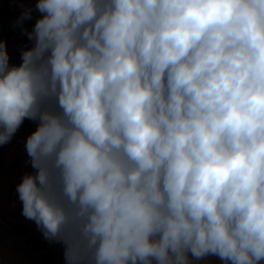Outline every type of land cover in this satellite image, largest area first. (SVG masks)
<instances>
[{
	"label": "clouds",
	"instance_id": "9594fccd",
	"mask_svg": "<svg viewBox=\"0 0 264 264\" xmlns=\"http://www.w3.org/2000/svg\"><path fill=\"white\" fill-rule=\"evenodd\" d=\"M20 6L0 146L36 122L16 191L65 264H264V0Z\"/></svg>",
	"mask_w": 264,
	"mask_h": 264
},
{
	"label": "rangeland",
	"instance_id": "374dc122",
	"mask_svg": "<svg viewBox=\"0 0 264 264\" xmlns=\"http://www.w3.org/2000/svg\"><path fill=\"white\" fill-rule=\"evenodd\" d=\"M21 3L34 8L36 0H0V41L6 42L10 64L15 65L21 63V50L31 47L21 28L14 26ZM39 15L33 11L24 26L31 30ZM23 127L8 144L0 146V264H65L62 245L45 240L36 224L21 214L16 187L26 172L33 171Z\"/></svg>",
	"mask_w": 264,
	"mask_h": 264
},
{
	"label": "trees",
	"instance_id": "16d2710c",
	"mask_svg": "<svg viewBox=\"0 0 264 264\" xmlns=\"http://www.w3.org/2000/svg\"><path fill=\"white\" fill-rule=\"evenodd\" d=\"M21 126L23 127V136L27 139V137L35 131L37 124L36 122H33L31 120L25 119V121L23 122V124Z\"/></svg>",
	"mask_w": 264,
	"mask_h": 264
},
{
	"label": "crops",
	"instance_id": "0c3cea01",
	"mask_svg": "<svg viewBox=\"0 0 264 264\" xmlns=\"http://www.w3.org/2000/svg\"><path fill=\"white\" fill-rule=\"evenodd\" d=\"M204 264H219V261L216 260L214 257H209L203 261Z\"/></svg>",
	"mask_w": 264,
	"mask_h": 264
},
{
	"label": "built area",
	"instance_id": "2783aa9c",
	"mask_svg": "<svg viewBox=\"0 0 264 264\" xmlns=\"http://www.w3.org/2000/svg\"><path fill=\"white\" fill-rule=\"evenodd\" d=\"M200 264H204L203 261H201Z\"/></svg>",
	"mask_w": 264,
	"mask_h": 264
}]
</instances>
